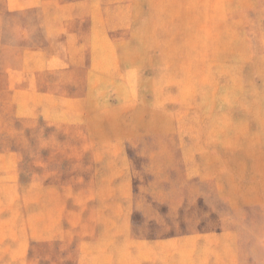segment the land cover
<instances>
[{
	"label": "rangeland",
	"instance_id": "374dc122",
	"mask_svg": "<svg viewBox=\"0 0 264 264\" xmlns=\"http://www.w3.org/2000/svg\"><path fill=\"white\" fill-rule=\"evenodd\" d=\"M0 264H264V0H0Z\"/></svg>",
	"mask_w": 264,
	"mask_h": 264
}]
</instances>
